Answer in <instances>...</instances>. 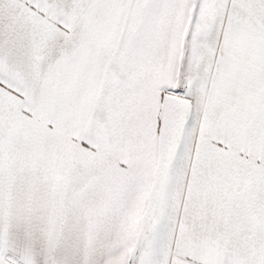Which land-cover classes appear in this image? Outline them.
Segmentation results:
<instances>
[{"label": "snow or ice", "instance_id": "obj_1", "mask_svg": "<svg viewBox=\"0 0 264 264\" xmlns=\"http://www.w3.org/2000/svg\"><path fill=\"white\" fill-rule=\"evenodd\" d=\"M0 264H264V0H0Z\"/></svg>", "mask_w": 264, "mask_h": 264}]
</instances>
